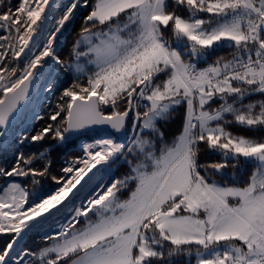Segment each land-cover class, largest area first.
I'll return each mask as SVG.
<instances>
[{
  "label": "snow or ice",
  "instance_id": "6c2138e0",
  "mask_svg": "<svg viewBox=\"0 0 264 264\" xmlns=\"http://www.w3.org/2000/svg\"><path fill=\"white\" fill-rule=\"evenodd\" d=\"M89 8L66 63L57 37ZM61 67L74 79L31 132L44 117L24 102ZM231 128L264 133V0H0V264H264V135ZM48 179L61 186L36 192ZM30 233L43 245L24 247Z\"/></svg>",
  "mask_w": 264,
  "mask_h": 264
},
{
  "label": "trees",
  "instance_id": "16d2710c",
  "mask_svg": "<svg viewBox=\"0 0 264 264\" xmlns=\"http://www.w3.org/2000/svg\"><path fill=\"white\" fill-rule=\"evenodd\" d=\"M15 2V0H14ZM93 2V0H90V4ZM89 9H82L79 14L76 22L68 28V31L64 32L62 36V41L59 45L58 52L62 60H64L66 63L71 62V50L73 43L79 38V33L81 30V27L83 25V17L87 15ZM228 51L227 50H221L220 52L217 53V55H224L227 56ZM215 57H210L209 62L212 61ZM74 79V75H72L71 71H69L67 68L61 67L58 69V75H57V80L58 84L54 89L52 97L47 98L43 106L41 108L40 116L44 117L42 120L36 119L32 126L29 128V131L31 132H38L43 126H45L46 123L50 122L48 121V113L52 111V109L55 107V104L59 100L61 91L64 87H67L69 84L72 83ZM257 99L260 97H256ZM231 131H233L234 134H240L248 137H255L259 135H264V133H254L251 131H247L245 129L241 128H231ZM18 135V134H16ZM89 136V134H85L83 136ZM96 136H99V134H95ZM81 136V137H83ZM79 137V139L81 138ZM79 139L74 138L73 143L69 144L67 147L64 149H61L53 154V160H54V165L52 168V175H55L57 177H60L61 175H64L61 173L60 169L62 166H64L63 162L65 158H74L77 156L82 155V148L78 145ZM51 143V141H49ZM13 144V151L16 150L18 146L15 145L14 140L12 141ZM19 151L24 152L26 155L30 154L34 149L29 148V147H20ZM204 157L203 162H211L214 160H217L218 157L212 155V154H202ZM0 159L2 160H10L11 159V153L5 149L3 151H0ZM119 169V168H118ZM248 171H251V169H248ZM113 172H115L113 170ZM118 176L116 173H114V177ZM61 185L56 184L54 181L48 179L46 181H41V185L36 188V192H39L43 195H49L54 193ZM31 191V188H30ZM128 197V193H125L124 195L121 196V199H126ZM31 199V197H30ZM41 235L38 234V236H28V239L26 242L23 244L24 247L27 248H36L40 247L43 245V241L41 240ZM9 237L8 236H0V247L3 246L4 243L8 241ZM191 259L192 264H195V254L193 252L192 257L188 258Z\"/></svg>",
  "mask_w": 264,
  "mask_h": 264
},
{
  "label": "rangeland",
  "instance_id": "374dc122",
  "mask_svg": "<svg viewBox=\"0 0 264 264\" xmlns=\"http://www.w3.org/2000/svg\"><path fill=\"white\" fill-rule=\"evenodd\" d=\"M68 2V0H58L56 1L57 3V6L58 8L63 5V4H66ZM64 34V32H63ZM62 35L58 36L57 37V43L60 45L61 41H62ZM26 63V61H25ZM72 75H74L73 72H71ZM57 75H58V69L56 70L55 73H53V75L51 76V78H48L47 77V74L45 76V78H42L41 81H40V86H39V89L36 91V93L34 94V96L32 97L31 99V102L29 103V105L27 106V108L25 109V113L24 115L25 116H31L32 114V111H33V108H35V111L38 112L40 114L41 112V108L43 106V103L44 101L49 98V97H52L53 95V92H54V89L55 87L53 88V92L51 94L49 93H46L44 91V85L47 84V83H52L54 85L57 86L58 84V80H57ZM37 100L41 101L42 103L40 104L39 107H35L36 103H37ZM176 119L172 122H169L167 123L165 126H164V131L166 132V134L171 138L173 135L175 134H178L180 128H181V117L183 115V110L181 109L180 112L176 113ZM36 119H32L31 122H30V127L32 126V124L34 123ZM27 126V122L26 121H20L16 127H15V133L16 134H20L23 132L24 130V127ZM29 127V128H30ZM89 134V136H83L79 139L78 141V145L82 148V145L86 144V143H91L93 142L94 139H101L103 137H105L106 134L104 135H100L99 136H96L95 134H98L96 132H90V133H87ZM85 135V134H84ZM119 168V169H118ZM113 170L115 172H113ZM95 172V169L93 170ZM127 171L126 167L123 166L122 164H120L119 162L112 165V168L111 170L106 173V174H103V180H104V183L106 184L110 179L112 178H122V176L124 175V173ZM114 173H116L118 176H115L114 177ZM92 173H89V176H91ZM87 178V176L85 177V179ZM101 177H97L96 180L92 183V185L87 189V191L85 192V195H87L88 192H91V189L93 187H95L96 183L99 182ZM84 181H81V184H83ZM77 187H80L79 185ZM75 191V190H74ZM97 191H99V189H97ZM127 199V198H126ZM91 215V214H90ZM78 228L80 227H83V218H81V224L80 225H77ZM29 235L31 236H38V233H30Z\"/></svg>",
  "mask_w": 264,
  "mask_h": 264
},
{
  "label": "water",
  "instance_id": "95a60500",
  "mask_svg": "<svg viewBox=\"0 0 264 264\" xmlns=\"http://www.w3.org/2000/svg\"><path fill=\"white\" fill-rule=\"evenodd\" d=\"M36 91H37V89H32V90L30 91V100L24 102L27 106H28L29 103L31 102V99H32V97L34 96V94L36 93ZM19 122H20V121H17L16 125H17ZM15 127H16V126H15ZM90 132H96V133H98V134H100V135H104V134H106L103 128H94V129H92V130H90V131H87L85 134L90 133ZM87 179H88V177H87L85 180H87ZM28 236H29V235H28ZM28 236L25 238V242H26V240L28 239ZM25 242H24V243H25Z\"/></svg>",
  "mask_w": 264,
  "mask_h": 264
},
{
  "label": "built area",
  "instance_id": "2783aa9c",
  "mask_svg": "<svg viewBox=\"0 0 264 264\" xmlns=\"http://www.w3.org/2000/svg\"><path fill=\"white\" fill-rule=\"evenodd\" d=\"M56 1H58V0H56Z\"/></svg>",
  "mask_w": 264,
  "mask_h": 264
}]
</instances>
